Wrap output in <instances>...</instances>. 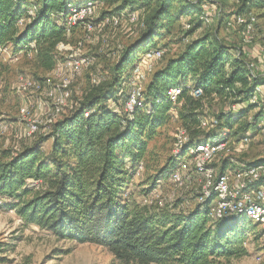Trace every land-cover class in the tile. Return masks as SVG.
Masks as SVG:
<instances>
[{"label":"trees","instance_id":"trees-1","mask_svg":"<svg viewBox=\"0 0 264 264\" xmlns=\"http://www.w3.org/2000/svg\"><path fill=\"white\" fill-rule=\"evenodd\" d=\"M77 1L0 0V48L9 46L13 53L33 51L37 68L53 70L58 45L74 31H67L60 15L82 4ZM94 1L111 12L142 10L139 39L123 49L109 81L98 79L89 86L67 114L51 125L46 137L20 151L2 153L0 199L25 224L45 230L57 240L102 247L122 264H212L215 259L242 256L250 229L247 217L215 221L209 217L207 205L176 213L167 207L141 205L127 190L148 141L170 118L168 89H184L179 98L183 101L180 118L189 143L197 144L218 137L215 131L209 137L202 134L199 118L205 99L223 100L227 105L246 103L237 113L232 112L235 114H217V123L233 131V136L250 130L259 133L264 113L259 111L250 122L245 117L248 111L260 108L248 100L264 78L249 76L241 57L232 54L216 36L205 34L186 43L177 55L152 71L131 112L124 111V106L129 76L142 56L162 50L158 41L181 16L193 18L186 30L190 34L204 26V2H219L221 12L226 5L228 14L234 16L264 11V0ZM28 8L35 9L33 15L28 14ZM190 82L202 90L201 98L187 94ZM47 139H52L49 153L41 147ZM175 167L176 160L171 158L159 177ZM242 220V225H237ZM1 247L0 252L7 251Z\"/></svg>","mask_w":264,"mask_h":264},{"label":"rangeland","instance_id":"rangeland-1","mask_svg":"<svg viewBox=\"0 0 264 264\" xmlns=\"http://www.w3.org/2000/svg\"><path fill=\"white\" fill-rule=\"evenodd\" d=\"M31 1L34 2V0ZM78 1L83 4L85 0ZM188 1L197 2V0ZM219 7V2L213 3L215 11H212L210 24L195 28L190 34L186 33L185 26L189 24L190 19H193L191 16H181L175 21L170 33L165 34V37L158 41L164 52V57L160 60L147 57L146 61L141 63L145 67L138 66L139 70L135 72L136 74L132 73L129 76L127 91L129 92L132 87H136L140 91L144 89L152 74V72L147 71L148 68L152 71L155 70L167 59L177 55L186 43L205 34L216 36L218 40L230 48L232 54L242 55L239 57L246 63L256 64L261 73L259 76L264 78V66L261 65V62L258 63L254 57L257 55V57L262 58L264 54V17L258 18L253 38L250 43H246L242 29L236 25H228L233 17L228 14V7L225 5L223 12L219 11ZM28 11L32 13L29 8ZM134 12L138 17L136 22H130L128 17L124 16L121 17L119 25L112 26L108 20L113 14L125 13L126 15L132 11L126 9L111 12V9L99 5L96 7L95 15L92 18L93 28L90 31L77 27L68 33L64 46H68L70 49L61 53L57 52V64L55 66L74 54L90 58L92 64L81 75L71 80V84L67 88L69 98L66 107H64L61 115L55 118V121L67 114L70 106L80 99L92 85L93 79H99L103 82L109 81L112 68L119 60L123 49L133 45L139 39L143 29L141 27L142 19L139 18V15H142V10ZM7 48L8 52H12L9 46ZM53 70L44 71L37 68L31 56L21 54L18 61H13L9 59L8 54H0V158L3 152L20 151L30 146L39 137H46L45 135L50 132V128H46L45 123L51 116L54 100L46 97L44 93L42 95L21 93L18 88L26 79L44 82L45 79L52 78ZM189 85L192 83L190 82ZM258 102L262 106L248 111L245 117L246 121H250L257 113H264L262 94ZM24 103L28 105L32 118L39 123L40 134L31 138L24 134L25 123L20 116V108ZM227 103L219 99H205L203 101L200 115V121L203 122L202 134L207 135V137L211 136L210 133L213 131L216 132L217 136L223 134V138L228 141L229 150L228 153H225L228 158L223 161L225 165L232 168L231 170L235 169L236 166L257 161L264 163V133L260 134L250 130L233 136V131L231 133L227 127H221L217 123V114L231 115L237 113H232ZM182 104L183 101L180 100L172 105L167 123L156 128V135L148 141L147 152L141 161L143 168L133 176L127 193L141 205L155 208L158 207L157 202L159 201L163 207H167L176 213L186 214L197 206L192 190L193 186L189 183L183 189H176L169 179L174 168L168 169L163 177H159L161 172L168 167L170 159L174 157L175 137L183 127L180 118ZM241 106L244 108L247 105L244 103ZM233 117L237 116L234 115ZM237 126L235 125L232 130H235ZM245 137L248 138V142H241ZM203 138L205 136L201 139ZM205 141L206 139H204ZM51 146L52 139H47L41 147L45 153H49ZM221 162V159L214 162V167H221ZM188 166L191 167V162ZM248 221L250 222V229L247 230L243 243L245 254L230 259H215L212 260V264H264V229L261 225L251 220ZM242 222L243 220L237 225H242ZM0 246L7 250L0 252V258L4 259L0 264H122L102 247L89 243L78 244L68 240H57L51 233L34 225L25 224L14 210H10L4 205L1 199Z\"/></svg>","mask_w":264,"mask_h":264},{"label":"built area","instance_id":"built-area-1","mask_svg":"<svg viewBox=\"0 0 264 264\" xmlns=\"http://www.w3.org/2000/svg\"><path fill=\"white\" fill-rule=\"evenodd\" d=\"M32 3L31 0H27ZM103 4L97 3L94 0H88L83 4L72 6L64 14H61L62 22L67 31L82 27L84 30L90 31L93 26L92 18L95 15L97 6ZM215 6V5H214ZM217 7V6H216ZM216 7H214L216 9ZM28 11L29 15H33L35 9ZM212 11H215L212 6H203V15L201 20L204 26L211 22ZM128 17L130 22H136L138 17L135 12L130 14L121 13L120 15L113 14L108 20L112 26L120 24L121 17ZM21 20L19 23H21ZM258 21V16L254 11L246 15H234L232 20L228 22L229 26L236 25L240 27L245 36L246 43H250L255 32V26ZM186 30L190 29V24L185 26ZM34 45L31 44L30 48ZM68 46L60 43L57 47V52L69 51ZM163 50L150 51L147 54L148 58L160 60L163 56ZM0 54H8L9 59L18 61L21 54L33 57V51H20L17 53L8 52V48H0ZM75 55V56H74ZM71 55L63 62L55 66L52 78L45 79L44 82H39L33 79L24 80L18 90L21 93H34L44 95L53 99L52 113L46 120L45 127L50 128L57 118L63 112L64 107L69 98L67 88L71 84V80L83 73L92 61L86 56L77 54ZM237 57L242 56L237 54ZM249 76H256L257 66L250 62L247 63ZM152 72V69H147ZM98 79H93L92 84H96ZM143 90V89H142ZM136 87H132L128 92V99L124 106V111L131 112L142 92ZM185 90L193 99H199L203 96L202 90L194 85H187ZM184 92L181 87H173L167 91V101L172 105L178 103L180 96ZM264 92L263 83L256 86L248 100L249 104L262 106L258 100ZM57 93H59L57 95ZM241 103L229 104L230 111L236 112L241 108ZM85 116L88 112H85ZM20 116L25 123L24 134L31 138L34 135L40 134L39 123L32 118L28 110V105L23 104L20 108ZM200 121V118H199ZM251 121V120H250ZM248 121V122H250ZM203 122L200 121V128ZM259 133H264V120L258 125ZM241 141V140H240ZM227 139L223 138V134L215 139L208 140L203 143H189V136L184 127L180 129L175 137L173 158L176 160V167L170 173L169 179L176 189H183L189 183L193 186L196 204L199 206H208V215L212 220L224 221L232 218H238L241 215L249 220L258 223L264 229V163L258 162L253 164H243L235 167V169H225L221 172L220 167H214V162L221 159V166L224 164V159H227L225 153H228ZM241 142L247 143L248 138L245 137ZM224 155V157H223ZM191 162V167L188 164ZM142 163L136 167V174L142 170ZM187 177V178H186ZM158 207H163L161 202H157Z\"/></svg>","mask_w":264,"mask_h":264},{"label":"crops","instance_id":"crops-1","mask_svg":"<svg viewBox=\"0 0 264 264\" xmlns=\"http://www.w3.org/2000/svg\"><path fill=\"white\" fill-rule=\"evenodd\" d=\"M207 5H209V6H212L213 4L212 3H208V2H204V4H203V6H207ZM256 14H257V16H258V18L259 17H264V11H254ZM254 57H256V59H257V61H258V63H260L261 62V65H263L264 66V54L262 55V58H260V57H257V55H254ZM146 59H147V55H144L142 58H141V62L140 63H138V65H137V69L133 72V74H136L135 72H137L138 70H139V68H138V66L140 67H145V65H141V63L143 64V62H145L146 61ZM260 67V66H259ZM257 68H258V66H257ZM260 73V71L257 69V74H259ZM261 74V73H260ZM263 78V77H262ZM146 85V84H145ZM262 97H264V92L262 93ZM237 167V166H236ZM225 169H232L230 166H227V165H223V167H221L220 168V170H221V172H223V171H225Z\"/></svg>","mask_w":264,"mask_h":264}]
</instances>
